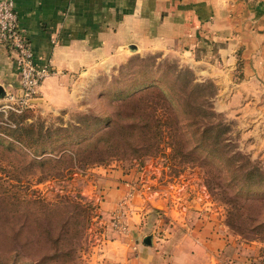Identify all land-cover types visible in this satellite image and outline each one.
<instances>
[{
    "label": "rangeland",
    "instance_id": "obj_1",
    "mask_svg": "<svg viewBox=\"0 0 264 264\" xmlns=\"http://www.w3.org/2000/svg\"><path fill=\"white\" fill-rule=\"evenodd\" d=\"M120 51L89 71L64 107L40 104L16 112L0 98V254L7 256L9 248L25 254L23 248L42 237L27 216L37 207L30 197L52 204L51 235L72 248L69 261L47 264H132L125 248L117 257L106 251L107 243L121 239L135 257L142 234L151 236L146 246L161 255L163 239L199 238L190 232L191 216L215 234L213 264H264V87L247 88L222 104L216 72L192 65V59H204L198 54ZM31 126L43 134L39 147L24 141ZM96 128L104 134L95 143ZM82 132L99 151L92 158L102 160L64 169L68 150L83 144ZM47 155L59 160L50 176L29 164ZM108 169L122 170L125 179L122 194L104 211L100 177ZM131 183L135 190L127 194ZM62 219L66 225L59 230ZM2 256L0 264H8Z\"/></svg>",
    "mask_w": 264,
    "mask_h": 264
},
{
    "label": "crops",
    "instance_id": "obj_2",
    "mask_svg": "<svg viewBox=\"0 0 264 264\" xmlns=\"http://www.w3.org/2000/svg\"><path fill=\"white\" fill-rule=\"evenodd\" d=\"M13 6L36 66L52 71L38 87L40 103L32 106L56 109L70 104L87 73L102 68L106 59L130 44L136 50L176 49L203 57L192 59V65L216 72L213 81L222 104L247 88L264 87V0H13ZM17 87L11 55L0 46V91L16 92ZM121 171L101 174L104 211L122 194ZM191 218L190 232L199 238L163 239L160 247L167 248L161 255H154L155 247L137 243L132 257L121 239L108 241L111 250L106 251L120 257L125 248L132 264H213L209 250L218 242L212 240L215 234L203 231L205 222Z\"/></svg>",
    "mask_w": 264,
    "mask_h": 264
},
{
    "label": "trees",
    "instance_id": "obj_3",
    "mask_svg": "<svg viewBox=\"0 0 264 264\" xmlns=\"http://www.w3.org/2000/svg\"><path fill=\"white\" fill-rule=\"evenodd\" d=\"M194 86L195 88H197L202 85L196 83ZM200 109L203 110V107L200 106ZM83 117L87 118V116H83ZM13 126L15 125L13 124ZM32 126H31V130H29L31 134H27V139L24 141L29 145H32L33 143H35L36 146H38L39 145L38 139L39 138L41 139L43 137V134L41 133L40 129H37L36 127L34 129ZM105 126H108V124H106ZM48 131H50V127L46 128L44 132L47 133ZM98 131H99V128H96L94 131V134L98 133L99 135L95 138V143L100 141L102 138V134H104ZM9 134L13 136L15 141L21 142V139H20L21 137L18 133H15V131H12V132H9ZM78 135L81 139H83V144L76 146L73 149L71 148L68 150L67 156L70 161L68 164L63 166L64 169L69 168V167H70L69 169H71L70 163L75 164L76 167H80V166L86 167L88 166L89 163L100 162L102 160L101 158H97V159L92 158V154L98 153L99 151L96 149V144H94V141H91L89 143L86 142L85 139L87 138L88 134H85L84 132H82V133H78ZM88 137L91 138V136H88ZM105 142H107V139H105ZM43 150H45V147L39 148L38 150L39 152L35 156H40L41 154H43L44 152ZM33 151H36V150H33ZM29 160L31 161L29 162L30 165L32 166L36 165L40 167L41 169H43L42 171L43 173H45L46 176L51 175L50 172H51L52 167L54 166L53 162L54 163L59 162V160H57L55 157H51L50 155L42 156L39 158H33ZM28 201H30V203H32L33 205H37L36 208L34 207L33 210L28 212L27 216L31 215L30 222H31V219H34V223L36 225V228L38 229V231L34 232L36 237L40 233L42 234V237L40 238V240H37L36 238L33 241V243L35 244L33 248L30 246L29 248H23V250L27 251L25 254L20 253V251L16 250L15 248H9L7 251V256H2V254H0V257L2 256L3 258H5L8 264H47V263L57 261L58 259H63V261L65 262L69 261L71 259L72 248L70 246L61 245L59 241L62 240V238L58 236H56L55 238L51 235V232L54 229V227L52 226L53 220L51 219V217L53 216L52 215L53 209L51 208L52 204L44 202L42 199H39V198L29 197ZM50 219L52 220V223L50 222L51 221ZM39 220L43 221L42 225H40ZM65 225H66V220L62 219L61 223H59V227H58L59 230L64 229ZM20 228L21 226L17 227V230L12 233L16 235L19 232L20 234L21 233ZM32 231L33 230L31 229L30 232ZM20 256L24 257V259H22ZM26 257H34L35 260H27Z\"/></svg>",
    "mask_w": 264,
    "mask_h": 264
},
{
    "label": "built area",
    "instance_id": "obj_4",
    "mask_svg": "<svg viewBox=\"0 0 264 264\" xmlns=\"http://www.w3.org/2000/svg\"><path fill=\"white\" fill-rule=\"evenodd\" d=\"M0 46L9 51L18 81L16 92H4L3 98L14 111L19 112L31 106L30 100L37 98L39 85L52 71L46 65L36 66L31 47L18 27L13 0H0ZM144 185L142 183L139 187L145 189ZM132 190H135L134 183L128 185L127 194Z\"/></svg>",
    "mask_w": 264,
    "mask_h": 264
},
{
    "label": "water",
    "instance_id": "obj_5",
    "mask_svg": "<svg viewBox=\"0 0 264 264\" xmlns=\"http://www.w3.org/2000/svg\"><path fill=\"white\" fill-rule=\"evenodd\" d=\"M127 48L129 50H135L134 46L132 44L128 45ZM4 93H2L0 91V97H3ZM30 103L31 104H37V103H40V100L38 98H35V99H32L30 100ZM142 243L145 244V245H151L152 244V241H151V236L150 235H146L142 238Z\"/></svg>",
    "mask_w": 264,
    "mask_h": 264
}]
</instances>
